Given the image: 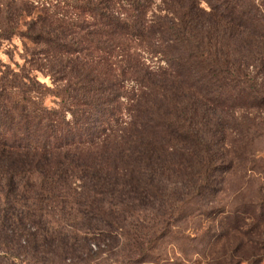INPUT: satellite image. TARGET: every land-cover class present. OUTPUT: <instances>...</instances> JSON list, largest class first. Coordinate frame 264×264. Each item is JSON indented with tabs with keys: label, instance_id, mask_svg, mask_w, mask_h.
<instances>
[{
	"label": "trees",
	"instance_id": "trees-1",
	"mask_svg": "<svg viewBox=\"0 0 264 264\" xmlns=\"http://www.w3.org/2000/svg\"><path fill=\"white\" fill-rule=\"evenodd\" d=\"M252 30L255 0H0V264H192L159 248L197 214L225 216L208 264H264V199L215 206L236 116L264 109Z\"/></svg>",
	"mask_w": 264,
	"mask_h": 264
},
{
	"label": "rangeland",
	"instance_id": "rangeland-1",
	"mask_svg": "<svg viewBox=\"0 0 264 264\" xmlns=\"http://www.w3.org/2000/svg\"><path fill=\"white\" fill-rule=\"evenodd\" d=\"M30 1L37 4V2L45 0ZM255 1L264 15V0ZM248 40L250 41L249 51L246 53L250 54L255 61L253 66L250 65V73L253 76L258 74L260 77L259 86H264V38L256 30H252L248 35ZM26 49L33 50L35 47L29 40L16 37L11 45L3 47L1 56L6 61H10L5 54L10 51L11 57L14 59L13 67H15V63L20 65L24 63L22 55ZM256 59L260 60L256 61ZM39 80L52 86L50 78L42 74H39ZM260 90L264 91V88H260ZM54 102L52 97L46 99L48 106H53ZM236 118V123L240 128L228 134V149L234 167L229 174L222 178L224 181L221 186L222 192L215 205L218 208L224 207L225 211L246 203H259L261 199H264V109L255 110L250 115H237ZM224 217L222 214L209 217L197 214L189 218L179 228L174 229L175 233L160 243L159 251L163 252L165 257L168 256V259H177L182 258L181 252L184 250L192 264H208L224 252L227 241L224 237L222 238V229L218 224V221L224 220ZM215 219L216 221H214ZM253 223V220L245 218L240 224L239 233L234 234V242L243 241L250 244L257 240L259 229L255 228ZM193 237L197 239L195 241L189 239ZM246 250L244 248L243 253ZM29 260L27 258V261ZM15 263L20 264V261H15Z\"/></svg>",
	"mask_w": 264,
	"mask_h": 264
}]
</instances>
